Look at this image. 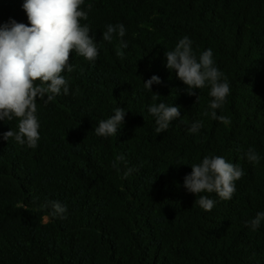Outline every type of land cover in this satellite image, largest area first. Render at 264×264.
Masks as SVG:
<instances>
[{
    "label": "trees",
    "instance_id": "trees-1",
    "mask_svg": "<svg viewBox=\"0 0 264 264\" xmlns=\"http://www.w3.org/2000/svg\"><path fill=\"white\" fill-rule=\"evenodd\" d=\"M23 3L0 0V24L27 25ZM81 10L97 59L71 53L69 94L37 99L35 149L0 136V264H264V221L250 227L264 212V0H84ZM121 23L126 48L117 34L102 39ZM184 36L197 57L213 50L231 89L216 111L230 123L212 118L210 86L189 95L167 69L164 52ZM153 75L161 83L151 92ZM160 102L179 106L181 118L158 134L148 107ZM117 107L127 112L120 133L97 136ZM17 127L5 120L0 133ZM205 156L245 173L231 200L200 194L215 201L211 211L184 187ZM53 200L67 205L64 217L45 207Z\"/></svg>",
    "mask_w": 264,
    "mask_h": 264
},
{
    "label": "clouds",
    "instance_id": "clouds-1",
    "mask_svg": "<svg viewBox=\"0 0 264 264\" xmlns=\"http://www.w3.org/2000/svg\"><path fill=\"white\" fill-rule=\"evenodd\" d=\"M83 4L84 0H24L23 9L29 23L25 25L11 20L7 24H0V122L12 121L14 118L18 120L17 130L10 128L0 133L4 141L12 139L35 149L40 140L37 99L47 104L61 92L69 94V81L62 73L73 71L71 53L75 52L90 62L97 59L99 49L95 37L90 36L87 24L81 25V20L88 18V13L81 10ZM114 34L121 38L120 46L126 48L127 43L123 41L126 28L122 23L107 25L102 39L110 42ZM164 56L167 69L174 71L187 86L189 95L210 86L212 118L230 123L225 116H218L216 111L226 102L231 89L227 77L216 66L213 50L209 48L197 57L192 41L184 36L174 50L165 51ZM160 83V78L153 75L144 82V86L151 91L153 84ZM159 97L153 93V100ZM148 112L155 118V131L158 134L165 132L173 121L181 118L179 106L164 102L153 103L148 107ZM126 113L124 108H115L113 115L99 122L94 129L95 134L108 138L120 133ZM201 127L202 124L197 121L189 131L197 133ZM245 155L249 162L258 163L260 160L254 149L250 148ZM117 159L121 162L125 160L123 155ZM132 171L127 168L123 178L126 179ZM244 174L239 165L228 162L222 156H205L201 163L191 165V173L184 178V187L199 197L194 204L211 211L215 201L200 194L215 193L222 200H231L236 191V182ZM48 206L54 217H64L68 210L67 205L60 201H49L45 207ZM262 221L264 212H259L251 220L250 227L257 230Z\"/></svg>",
    "mask_w": 264,
    "mask_h": 264
}]
</instances>
